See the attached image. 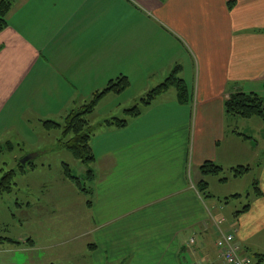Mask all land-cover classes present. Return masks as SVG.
<instances>
[{"label":"crops","instance_id":"0c3cea01","mask_svg":"<svg viewBox=\"0 0 264 264\" xmlns=\"http://www.w3.org/2000/svg\"><path fill=\"white\" fill-rule=\"evenodd\" d=\"M9 1L0 33V168L3 143L13 149L15 137L38 147L44 122L65 119L119 77L131 87L98 105L91 196L64 173V191L52 187L44 179L51 169L29 154L30 175L38 167L43 173L25 189L38 193L14 190L0 199V237L13 241L0 244V264L46 257L53 264L59 253L85 264H223L217 241L232 231L222 230L197 185L210 187L200 173L205 162L225 168L246 149L230 144L224 104L241 84H261L264 92V33H249L264 27V0ZM176 67L192 96L188 105L171 89L126 128L103 124L128 117ZM9 223L13 236L4 230Z\"/></svg>","mask_w":264,"mask_h":264},{"label":"rangeland","instance_id":"374dc122","mask_svg":"<svg viewBox=\"0 0 264 264\" xmlns=\"http://www.w3.org/2000/svg\"><path fill=\"white\" fill-rule=\"evenodd\" d=\"M249 33H264V27L259 25L255 29H250ZM240 88L241 89L232 88L230 90L231 92H256L264 97L263 86L261 84L259 85L255 83L250 85L246 83L241 84ZM99 107L96 108L93 114L88 116L91 126H97L102 121ZM65 119L56 120V123L62 126V128L46 131L42 136L38 132L36 133L41 139L38 147L22 145L21 143L16 142L15 137L11 139L12 144H14L13 149L6 145V143H3L2 164L4 163L5 166L1 167V169L6 172H17L15 193H18L19 197H22L23 194L35 195L38 193L35 189L28 191L25 189V186L29 182H35L37 176L41 177V173H43L42 168L38 167L39 172L30 175L31 172L28 167L26 170V172L29 173L27 174L28 176H22L20 174L19 166L29 154H35L38 156L34 161L37 166L45 165L47 168L51 169V173L45 174L46 176H44V179L48 180L50 185L55 189L58 188L60 192H63L64 189L58 179L59 177H63L64 165L69 166L75 177L84 180L83 183L86 184L87 187H92L91 182L85 181L86 173L88 170L92 169V164L84 166L74 158L71 152L60 146L59 142L64 139L63 125ZM125 119H128V117ZM195 119L196 115L193 116V129L195 127ZM229 127L231 133L230 138L233 139L234 137L235 142L230 143V139H227L225 143L228 145L229 143L237 144L239 146L245 145L246 149L238 148L237 153H235L237 156L234 160L235 162L231 164L227 163L224 171L219 176L208 177L210 187L206 193H202V196L206 203L205 205H207L209 209L211 208V214H213V217L217 221H223L221 226L223 231L236 230L239 232L237 239L240 242L239 247L241 254L249 258L254 264H257L259 262L258 256H264V199L259 200L260 198L256 197L255 191V188L257 187H259L261 191L264 189V183H261V175L264 170V122L258 118L245 120L240 117L232 116L229 120ZM49 147V151L45 152ZM15 159L17 161H15ZM60 163L61 165H59ZM49 165L52 167H49ZM239 167H250L251 171L242 177H235L233 169ZM44 173L46 172L44 171ZM256 182L257 186H255ZM12 198H15L14 194L11 199ZM247 206L249 207V210L245 211ZM69 213L73 214L72 207L69 209ZM56 222L57 221L55 220L53 223ZM4 230H7L11 236L18 232L10 223L4 227ZM79 234L80 232L76 233L77 236ZM80 243L81 240L78 239L77 246L80 245ZM59 255L60 257H57L56 255L53 264H85L83 257H78V260L75 261H69L62 259L60 253ZM7 256L9 259H12L15 255L10 253ZM48 259L49 258L46 257L43 263L42 261H39L38 263L50 264L47 261Z\"/></svg>","mask_w":264,"mask_h":264},{"label":"trees","instance_id":"16d2710c","mask_svg":"<svg viewBox=\"0 0 264 264\" xmlns=\"http://www.w3.org/2000/svg\"><path fill=\"white\" fill-rule=\"evenodd\" d=\"M11 7L12 4L9 0L0 1V33L8 26L7 17L11 11ZM180 71L181 67H176L168 79L141 99L138 106L126 111L128 119H112L105 121L103 124H105V126H114L119 129L126 128L129 124V120L139 118L142 115L143 108L151 106L159 97L166 94L171 89L176 91L179 104L188 105L191 102L192 96L185 80L179 76ZM130 87L131 83L127 77H119L116 80L111 81L102 91L95 93L86 105L72 110L65 119L63 125L64 139L59 142L60 146L71 152L74 158L84 166L93 164L96 161V156L92 148V140L96 127L90 125L88 116L95 112L101 100L107 94L121 95ZM224 107L228 116L240 117L245 120L258 118L264 122V97L257 93H245L241 91L234 92L229 95L228 99L225 101ZM44 126L48 131L62 128V126L52 121L44 122ZM28 167L31 169L34 168L35 165L33 163H28L26 166L20 164V174L26 172ZM233 170L235 177H242L250 172L251 168L239 167ZM223 171V167L211 161L205 162L200 168V173L204 178L217 177ZM63 173L65 178L73 183L79 192L88 197L93 194L92 188L87 187L86 184L83 183L84 180L75 177L69 166H63ZM86 174L85 181L93 182L95 179L94 171L90 169ZM16 176V171L6 172L0 168V199L11 194L15 190ZM255 186H257V182ZM197 188L201 194L206 193L209 190V184L206 180H203L198 183ZM255 191L256 197L260 198L262 192L259 187L255 188ZM88 205H91V201H88ZM248 210L249 207L247 206L245 211ZM6 241L13 242L9 239L0 237V244H3ZM258 257L259 262L257 264L264 263V256L259 255Z\"/></svg>","mask_w":264,"mask_h":264},{"label":"built area","instance_id":"2783aa9c","mask_svg":"<svg viewBox=\"0 0 264 264\" xmlns=\"http://www.w3.org/2000/svg\"><path fill=\"white\" fill-rule=\"evenodd\" d=\"M195 243L194 240L191 241ZM219 257L223 264H254L249 258L240 255V247L236 243V232L222 234L217 241Z\"/></svg>","mask_w":264,"mask_h":264},{"label":"water","instance_id":"95a60500","mask_svg":"<svg viewBox=\"0 0 264 264\" xmlns=\"http://www.w3.org/2000/svg\"><path fill=\"white\" fill-rule=\"evenodd\" d=\"M30 160H31L30 157H26V158L22 161L21 165H22V166H25Z\"/></svg>","mask_w":264,"mask_h":264}]
</instances>
